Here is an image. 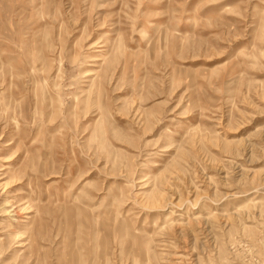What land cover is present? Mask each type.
Listing matches in <instances>:
<instances>
[{
	"label": "rangeland",
	"instance_id": "rangeland-1",
	"mask_svg": "<svg viewBox=\"0 0 264 264\" xmlns=\"http://www.w3.org/2000/svg\"><path fill=\"white\" fill-rule=\"evenodd\" d=\"M0 264H264V0H0Z\"/></svg>",
	"mask_w": 264,
	"mask_h": 264
}]
</instances>
